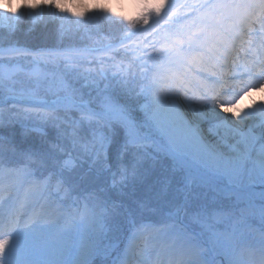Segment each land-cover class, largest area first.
I'll use <instances>...</instances> for the list:
<instances>
[{"label":"snow or ice","instance_id":"1","mask_svg":"<svg viewBox=\"0 0 264 264\" xmlns=\"http://www.w3.org/2000/svg\"><path fill=\"white\" fill-rule=\"evenodd\" d=\"M6 20L0 16V29H6L0 35V126L18 120L20 110L51 117L64 107L99 125L91 135L101 141L108 129L138 141L150 127L167 131L212 123L216 142L169 144L173 154L222 173L230 190L231 208L199 209L192 222L214 241L228 242L237 264L249 258L264 264V229L257 235L251 225L255 217L264 222V204L254 205L243 194L249 157L257 145L264 151V136L256 132L264 128V109L254 107L246 119L229 121L200 102L217 84L264 76V0H169L148 28L127 35L122 30L99 47L104 33L95 27L33 17L26 33L37 21L52 23L56 41L34 49L13 38L16 25ZM77 38L90 43L78 46ZM74 77L92 89L87 99ZM132 94L144 97L138 116L121 102ZM250 114L255 123L248 122ZM83 131L87 136L89 128ZM60 196L59 184L39 175L16 145L0 137V235L6 236L0 240V264H29L35 230L50 219Z\"/></svg>","mask_w":264,"mask_h":264},{"label":"clouds","instance_id":"2","mask_svg":"<svg viewBox=\"0 0 264 264\" xmlns=\"http://www.w3.org/2000/svg\"><path fill=\"white\" fill-rule=\"evenodd\" d=\"M169 0H0V15L31 20L61 17L74 24H117L124 34L142 32L165 11ZM259 93V95H257ZM221 116L236 120L254 107L264 109V76L214 86L200 101ZM6 236L0 235V240Z\"/></svg>","mask_w":264,"mask_h":264},{"label":"bare ground","instance_id":"3","mask_svg":"<svg viewBox=\"0 0 264 264\" xmlns=\"http://www.w3.org/2000/svg\"><path fill=\"white\" fill-rule=\"evenodd\" d=\"M259 95V93H257ZM209 108V106H206ZM188 118H192V113L189 112ZM251 115V114H250ZM229 121L231 118H227ZM248 122L255 123L254 120L249 117ZM243 123V122H242ZM244 131L247 132V127L244 128ZM180 136L178 139L171 140L174 134L179 133ZM257 135L264 136V128L256 130ZM157 136L164 139L165 143H167V148H169V144L177 143V144H186L195 138H206L210 142H216L217 136L215 135V127L212 123L204 122L200 127L193 128H179V127H170L167 131L157 129ZM264 143V141H262ZM262 154V155H261ZM182 158L186 159L191 165H193L200 172H204L211 179L221 183L227 184L226 178L219 171L215 170L211 166H207L204 164H200L194 162L190 157L184 156L181 154H177ZM249 167L251 171L248 173L245 179V185L248 187H255L259 184H264V151H262L260 145H257L256 150L253 151L248 160ZM263 193V192H262ZM173 227L168 228H153L148 225L144 226L143 232H139L137 234H133V248L130 251L129 255L121 262V264H141V260H139V256L141 253L146 251L147 249L158 250L159 248H165L170 245L173 240L179 239L173 237ZM143 234V235H142ZM140 235V236H139ZM142 235V236H141ZM189 239L187 237H181V239L176 240L177 243L186 244L187 246H183L181 251L174 248V252L176 254H181V258L189 252L191 248L188 243ZM214 248L217 251V255L214 256L209 262V264H237V258L232 251V246L228 242H218L211 239ZM142 243V244H141ZM190 247V248H189ZM193 249V248H192ZM194 251V249H193ZM193 251H191L193 253ZM195 252V251H194ZM202 260H193V263L190 264H201ZM208 261H206L207 263ZM203 263V262H202Z\"/></svg>","mask_w":264,"mask_h":264},{"label":"rangeland","instance_id":"4","mask_svg":"<svg viewBox=\"0 0 264 264\" xmlns=\"http://www.w3.org/2000/svg\"><path fill=\"white\" fill-rule=\"evenodd\" d=\"M0 16H3V17H6L7 18V20H6V23L9 25V26H11V25H15V20H16V18L18 17V16H7V15H0ZM86 25H90V23L89 24H86ZM143 100V99H142ZM85 123H87L88 121L87 120H83ZM146 146H148V147H150L154 152H156V151H158V150H161L160 149V147H158V146H156V145H154V144H145ZM167 152V154H169L171 157H169L168 155H166V153L164 152V154L168 157V158H170V160L173 162V166L175 167V169H176V167L178 166V165H180V166H182V168L184 169V171L186 170V166H185V163H183V165H181V162H182V160H181V158L180 157H178V156H176V155H174L173 153H171V152H169V151H166ZM262 155V154H261ZM141 159V158H140ZM140 159L138 160V161H136V160H133V161H135V162H139L140 161ZM190 164H188L187 163V166H189ZM168 170H170V169H168ZM174 170V169H173ZM177 170V169H176ZM172 174H175V171H172ZM180 175H181V173H180ZM180 178V183L181 182H185V180H184V178H182V177H179ZM109 179L111 180V177H109ZM158 180V179H157ZM160 181L161 180H159V183H160ZM185 187H186V184L184 185ZM172 199H176V197H174V198H172ZM172 201V200H171ZM166 205H167V201L166 200H164V199H158V200H155V202H153V206L156 208V210L159 212V214H163V213H165V207H166ZM180 209H178L177 211H175V210H172V209H168V211H166V213H165V215H166V217L165 218H170L172 215H174L175 216V218L176 217H179V216H183V212L182 213H180V211H179ZM185 212V211H184ZM192 212V211H191ZM193 214H194V212H192ZM200 237L202 238V239H204L205 240V234H203V235H200Z\"/></svg>","mask_w":264,"mask_h":264}]
</instances>
